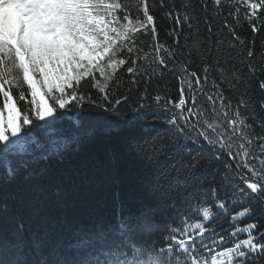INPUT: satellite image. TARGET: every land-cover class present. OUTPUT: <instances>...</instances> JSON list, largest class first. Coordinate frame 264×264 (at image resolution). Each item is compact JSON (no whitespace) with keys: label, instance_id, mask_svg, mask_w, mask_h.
Here are the masks:
<instances>
[{"label":"trees","instance_id":"16d2710c","mask_svg":"<svg viewBox=\"0 0 264 264\" xmlns=\"http://www.w3.org/2000/svg\"><path fill=\"white\" fill-rule=\"evenodd\" d=\"M121 2L129 3L135 13L139 0ZM248 2L258 3V0ZM149 11L154 16L156 39L169 51L161 50L157 54L152 48V34L137 33L136 46L140 51L136 54V73L128 74L125 71L128 65L119 67L107 81L96 73L101 84L107 83L106 91L113 101L111 111L103 112L85 100L82 109L66 113L51 128L45 125L35 129L23 153L0 159V233H11L18 225H23L25 233V244L19 252L10 251L9 260L24 264L39 259L43 252L49 261L63 257L88 259L92 264L98 259L103 264L109 258L107 253L101 252L106 247L104 241L83 251L68 250L57 242L69 241L78 231L114 226L118 217L136 214L144 207L154 209L150 216L151 229L142 230L137 235L138 242L149 247L164 246L170 228L180 224V213L193 197L197 200L207 197L209 205L216 196L227 202L223 214L212 209L213 216L205 222L211 226L206 227L203 236L192 234V242L204 256L225 252L227 246L234 247L230 233L236 231V226L243 228L247 223H256L253 234L264 231V204L247 194L242 179L251 176L243 167L245 162L260 169V161L253 159V155L264 158V153L256 147L261 141L254 136H250L251 146L239 140V133L233 136L232 155L219 154L217 149L210 150L206 145L188 143L191 152L182 151L181 155L201 161V166L195 170L183 165L171 168L172 161L151 153L153 144L166 142L173 135L166 121L181 109L165 105L164 99L179 97L181 77L185 78L183 87L187 102L184 107L193 108L189 117V135L193 139L199 142L196 132L206 126L205 120L228 127L224 112L228 117H233L234 112L221 109V91L226 105L229 101L237 105L242 93L253 102L256 118L248 121L253 124L250 131L257 136L264 135L261 127L264 110L259 105L264 91L259 89L257 82V78L264 79V19L260 18L264 10L258 9L257 16L249 20L251 9L245 0H221L219 6L214 0H149ZM253 25L257 29L255 32ZM249 51L252 57H248ZM157 56L164 58L167 67L159 64ZM249 62L256 68V78L248 71ZM183 66L197 72L201 77L200 85L187 76ZM205 67L208 68L207 81L203 79ZM107 71L111 73L110 69ZM233 72L240 74L242 79L240 84L230 87ZM90 81L91 77L83 78L80 91L108 107L103 94ZM214 81L219 88L212 86ZM190 82L194 90L191 93ZM145 88L148 89L147 100ZM23 90L30 100L27 85ZM17 91L13 88V95ZM157 94L162 97L159 103L153 98ZM190 95L195 96L194 105L188 101ZM117 98L121 100L119 105L114 102ZM17 104L22 112L31 107L25 101H17ZM141 104H146L142 110L146 114L144 120L138 119L135 111ZM240 111L243 116L252 109ZM35 123L44 125V122ZM236 127L249 131L239 124ZM93 128L96 134L88 136V130ZM238 143H245L249 156H243ZM9 165L17 169L14 177L4 175ZM164 169H169L168 175L158 179L157 174ZM209 189H215V194L209 193ZM245 207L254 211L240 217L238 213ZM44 231L49 233V242L42 250H37L31 245V236ZM236 236L246 238L247 234L237 232ZM222 239L226 246L220 245ZM201 241L207 249L201 246ZM215 258L223 259L221 256ZM236 259L243 258L234 256L232 264Z\"/></svg>","mask_w":264,"mask_h":264},{"label":"snow or ice","instance_id":"6c2138e0","mask_svg":"<svg viewBox=\"0 0 264 264\" xmlns=\"http://www.w3.org/2000/svg\"><path fill=\"white\" fill-rule=\"evenodd\" d=\"M214 3L219 6L221 0H214ZM245 3L251 9L249 20L257 16L258 9L264 10V0H258V3L245 0ZM236 10L239 11L238 8ZM260 18L264 19V16ZM252 30L257 31L255 25ZM148 32L152 34V48L157 54L161 50L169 51L156 39L157 31L154 16L149 11V0H139L135 13L129 3L121 0H0V94L3 97V105L0 106V159L23 153L35 129L45 125L51 128L62 120L66 113L82 109L85 100L103 112L111 111L113 101L106 91L107 83L101 84L96 79V73L98 72L105 81L111 79V75L124 65H128L125 69L128 74L136 73V54L140 51L136 46V34L147 35ZM169 56H172L171 52ZM252 56V51H249L248 57ZM157 60L161 66L167 67L163 57L157 56ZM48 64L52 65L53 72L48 71ZM61 64L62 68L59 67ZM183 67L187 76H190L196 85H200L201 77L197 72L190 71L187 66ZM70 69L73 73L71 75ZM248 71L256 78V68L251 62L248 64ZM203 72V79L207 81L208 68L205 67ZM231 76L230 87L241 83L240 74L233 72ZM87 77H91L92 86L103 94L102 98L108 107L99 104L90 94L85 95L80 91L81 80ZM184 79L180 78L179 97L176 100L164 99L165 105L172 104L181 110L172 113L166 121L170 125L172 137L166 142L151 146L154 157H166L172 161L171 168L183 165L195 170L201 166V161L190 155L187 158L181 155L182 151L191 152L187 147L188 143L206 145L210 150L217 149L219 154L226 152L232 155V137L237 133L239 140L249 146L253 144L250 136L261 141L256 147L264 153V135L257 136L252 133L250 130L253 124L248 122L256 118L254 104L243 93L238 98V104L233 106L230 101L225 104L221 91V109L227 108L234 112L233 117H228L227 112H224L228 127L205 120L203 123L206 126L200 127L196 132L199 142L193 139L189 135V117L193 114V108L184 107L187 102L184 96ZM257 82L259 89L264 91V79L257 78ZM24 85H27L30 100L25 96ZM212 86L220 87L215 81ZM13 88L18 89L15 95ZM193 91L190 82L189 92ZM144 98H148L147 88L144 89ZM153 98L158 103L162 99L158 94ZM208 99L212 100V97L209 96ZM17 101H25L31 107H26L22 112ZM188 101L194 105L195 96L190 95ZM114 102L119 105L121 100L117 98ZM259 105L264 110V99L259 101ZM145 107L146 104H141L135 110L140 120L146 119V114L142 111ZM242 108H251L252 111L242 116ZM213 110L215 111V108ZM261 119L264 121V118ZM35 122H44V125ZM237 124L249 131L241 130L236 127ZM261 127L264 128V122ZM95 134L96 129L88 130V136ZM237 146L243 150V156H249L245 143H238ZM239 154L238 152L237 155ZM213 155L216 156L217 152ZM253 159H259L260 169L245 162L243 167L251 176H244L242 179L248 190L247 194L264 204V158L253 155ZM168 172L169 169L159 172L158 179L165 178ZM16 173L17 169L10 165L4 170L6 177H14ZM215 192V189H209V193L214 195ZM226 207L227 202L219 196H216L210 205L207 197L202 200L193 197L180 213V224L170 228L167 244L160 247L145 246L137 240V235L142 230L151 229L150 216L154 209L150 207H144L136 214L118 217L114 226L73 233L69 241H58L57 245L68 250L83 251L98 241H104L106 247L101 249V252L107 253L109 258L103 264H232L234 256L243 258L236 259L235 264H264V239H258L264 237V231L254 235L252 230L257 228L256 223H247L243 228L236 226V231L230 233V237L235 241L234 247L227 246L225 252L204 256L192 242L193 232L203 236L206 227L211 226V223L205 222L213 216L212 209L215 208L217 214H223ZM253 211L251 207H245L238 215L244 217ZM235 219L236 217H233V220ZM237 232L246 233L247 237L238 238ZM48 242V231L33 233L31 236V245L37 250H42ZM24 244L23 225H18L11 233H0V264H21L20 261L9 260L7 257L10 251L19 252ZM220 245L226 246L223 239ZM201 246L208 248L203 241ZM216 256L223 259H216ZM24 264H92V261L63 257L49 261L41 252L39 259ZM95 264L101 262L97 259Z\"/></svg>","mask_w":264,"mask_h":264},{"label":"rangeland","instance_id":"374dc122","mask_svg":"<svg viewBox=\"0 0 264 264\" xmlns=\"http://www.w3.org/2000/svg\"><path fill=\"white\" fill-rule=\"evenodd\" d=\"M59 67H63V64H61V65H59ZM47 69H48V71H50V72H53V69H52V65L51 64H48L47 65ZM72 73V70L70 69L69 70V74H71ZM55 74V73H54Z\"/></svg>","mask_w":264,"mask_h":264}]
</instances>
